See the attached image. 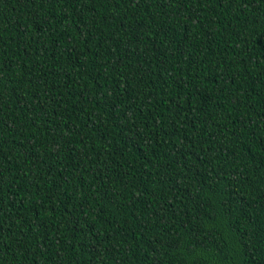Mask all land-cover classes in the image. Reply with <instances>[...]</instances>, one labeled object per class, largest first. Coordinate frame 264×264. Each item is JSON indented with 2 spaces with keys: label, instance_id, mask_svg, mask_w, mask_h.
I'll return each instance as SVG.
<instances>
[{
  "label": "trees",
  "instance_id": "1",
  "mask_svg": "<svg viewBox=\"0 0 264 264\" xmlns=\"http://www.w3.org/2000/svg\"><path fill=\"white\" fill-rule=\"evenodd\" d=\"M0 264H264V0H0Z\"/></svg>",
  "mask_w": 264,
  "mask_h": 264
}]
</instances>
